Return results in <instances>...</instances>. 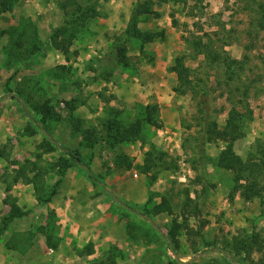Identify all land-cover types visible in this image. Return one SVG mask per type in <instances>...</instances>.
Returning <instances> with one entry per match:
<instances>
[{
	"label": "rangeland",
	"instance_id": "rangeland-1",
	"mask_svg": "<svg viewBox=\"0 0 264 264\" xmlns=\"http://www.w3.org/2000/svg\"><path fill=\"white\" fill-rule=\"evenodd\" d=\"M57 1L20 0L11 13L0 14V149L5 150L0 264H107L110 257L114 264H227L225 252L218 251L225 238L253 231L264 248L259 198H251L243 181L236 183L215 165L225 144L202 139L207 119L219 131L230 129L235 105L239 113L250 114L235 152L247 161L257 144H264V29L251 2L153 5L158 15L141 16L137 26L155 37L141 44L125 31L132 9L143 0H78L89 8L95 3L94 17L65 56L50 41L65 20ZM205 33L221 57L242 62L230 69L231 80L224 64L196 56L185 41ZM119 43L126 45L129 66L115 62ZM177 58L198 95L179 82L173 70ZM44 104L52 107L48 116L42 114ZM110 112L121 121L156 112L161 127L145 126L142 141L110 146L101 140L87 148L82 131L112 119ZM42 142L51 151L43 152ZM58 146L76 151L95 180ZM151 149L177 165L158 172L152 184L136 169ZM123 156L131 168L118 165ZM33 166L43 173L44 190L56 188L45 205L38 204L28 182ZM185 193L191 211L199 210L187 216L188 226L178 228L170 243L173 221L184 222ZM161 196L171 200L173 214H147ZM11 202L27 214L3 227ZM49 211L55 218L47 222ZM263 255L264 250L254 251L250 260L234 264H251Z\"/></svg>",
	"mask_w": 264,
	"mask_h": 264
},
{
	"label": "trees",
	"instance_id": "trees-1",
	"mask_svg": "<svg viewBox=\"0 0 264 264\" xmlns=\"http://www.w3.org/2000/svg\"><path fill=\"white\" fill-rule=\"evenodd\" d=\"M20 0H0V14L2 13H11L14 6ZM187 0H143L137 2L132 9L129 22L125 34L131 38L138 40L141 44H148L153 42L154 35L149 32H143L138 29V19L143 15H152L157 16L158 13L153 9V5L164 4V3H177V4H186ZM199 1V0H198ZM256 11V22L260 28L264 29V0H249ZM58 7L61 10L64 16L63 26L55 29L51 35L50 41L51 45L63 55H68L69 48L72 41L77 37L78 34L82 33L85 30L88 20L94 17L92 9H95V3H91L90 8L88 6H81L78 4V0H59L57 1ZM174 22V21H173ZM174 24V23H173ZM203 38H208L209 41H205ZM188 42L189 46L195 52L196 56L202 55L207 60L213 64H224L226 67V75L228 80L232 79V74L230 69L240 68L242 65L241 61L231 60L227 56L225 58L221 57L218 52L215 50L214 42L210 40L209 35L205 33L204 35H193L191 38L185 39ZM114 59L117 65L120 66H129V62L126 56L127 48L126 45L121 43L116 44L114 47ZM177 74L179 82L183 83V86L191 92L193 91L194 95H198L199 91H196V85L193 81L187 79V70L183 65L182 58L176 59L175 67L173 68ZM234 105V103H232ZM70 110H74V106L70 103H66ZM203 106H206L205 102ZM235 106V105H234ZM232 106L231 111L228 116V126L230 129L227 131H219L217 129V124L210 119H207V124L202 131V139L207 143H212L217 140L222 141L225 146L221 149L219 154L216 157L215 165L222 169L229 171L235 182L239 183L244 182V191L251 198H259L260 203V214L264 217V144H257L254 151L251 153L249 160H245L240 155L235 152V143L240 141L245 137V126L246 120L250 116L249 112L239 113L236 109V106ZM203 110V109H202ZM201 110V111H202ZM41 111L44 116H48L52 107L47 104L41 106ZM109 115L112 119H104L100 121L99 127H90L82 131V142L87 148H93L99 141H103L110 146H116L124 142H135L142 141L144 138V128L145 126H150L155 129L161 127V123L158 119V114L156 112H148L146 115H140L135 117L133 121H121L117 119V114L110 112ZM140 115V116H139ZM62 152L67 155L70 162L74 165L84 167L88 173V177L92 180H95L89 167L81 162L80 157L76 151H72L68 148H63L58 146ZM39 148L43 152L51 151V147L48 143L42 142L39 144ZM5 150L0 149V158H4ZM118 165L126 166L131 168V161L124 157L118 159ZM177 165L174 161L168 160L166 155L162 152L155 151L153 149L149 150L145 154L143 163L136 166L138 172L145 176L150 184L156 179L158 172L162 170H175ZM33 174L31 179H28V182L33 184L34 192L36 194V200L38 204L45 205L47 204L52 196L56 194V188L53 190H44L43 187V173L37 166H33L30 171ZM192 200L188 193H185V201L182 205V217H184L183 225L178 224L175 220L173 221L174 228L171 231V235L168 237L169 242L171 243L174 239L176 231L181 226H188L187 216H196L198 212V207L196 206L193 211H191ZM11 211L9 216L3 222V227L7 226V222L21 218L27 214L23 212L19 207H17L13 202L10 203ZM187 212L190 215H187ZM147 214L160 215L167 214L172 215L173 209L171 200L165 196H161L159 203L155 204L153 208L147 212ZM55 213L54 211H49L47 215L48 220H54ZM48 229V228H47ZM47 245L50 248H55L56 244L50 240V237L46 239ZM222 249L218 251L222 254L225 252L227 264H234L237 261H245L246 258L250 260L254 251L262 254L264 248L262 246L263 242L259 241L257 233L254 231L251 235L246 237H236L233 236L231 239L225 238ZM170 245V244H169ZM231 248L232 251L229 249ZM170 248L172 249L171 245ZM90 253L92 249L90 248ZM224 254V253H223ZM112 257L109 258L107 264H114ZM251 264H264V255L257 260V262L251 261Z\"/></svg>",
	"mask_w": 264,
	"mask_h": 264
}]
</instances>
